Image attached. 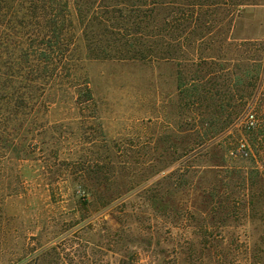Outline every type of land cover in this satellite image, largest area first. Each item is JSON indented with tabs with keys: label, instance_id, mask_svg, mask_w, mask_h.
Here are the masks:
<instances>
[{
	"label": "rangeland",
	"instance_id": "rangeland-1",
	"mask_svg": "<svg viewBox=\"0 0 264 264\" xmlns=\"http://www.w3.org/2000/svg\"><path fill=\"white\" fill-rule=\"evenodd\" d=\"M260 9L242 7L230 33L216 37L215 31L202 43L247 42L241 50L256 62L234 61L232 48L207 65L188 48L167 62L82 58L73 87L87 81L90 98L71 90L53 95L40 113L15 110L9 125L10 113L1 112L0 264H264V202L254 213L234 212L221 225L216 215L210 219L193 208L189 187L177 190L173 204L168 195L170 179L184 183L188 171L191 176L218 167L216 184L207 181L217 188L227 171H264V71L238 89L233 83L248 66L264 69ZM197 85L212 93L203 107L192 95ZM233 94L239 102L231 101ZM243 107L226 131L185 156L203 133L217 131ZM28 115L26 125L21 119ZM239 182H230L233 190ZM12 191L17 195L8 197Z\"/></svg>",
	"mask_w": 264,
	"mask_h": 264
},
{
	"label": "trees",
	"instance_id": "trees-1",
	"mask_svg": "<svg viewBox=\"0 0 264 264\" xmlns=\"http://www.w3.org/2000/svg\"><path fill=\"white\" fill-rule=\"evenodd\" d=\"M246 6H264V0H0V113H10L9 125L16 118L15 110L40 113L51 104L53 95H66L71 90L75 97L86 95L90 98L87 81L83 86L73 87L82 72V68L78 69L82 58L167 62L181 59L188 48L200 65H207L208 60H221L227 55L224 51L232 48L234 61L245 64L256 62L259 59H252L241 50L247 42H231L229 38L228 41H220L218 46L202 44L215 31L216 37L230 33L235 17ZM74 13L77 20L73 19ZM223 16L228 18L227 26ZM183 37L190 42L181 43ZM194 40L201 43H193ZM260 46L264 52V45ZM206 50L216 55L205 56ZM262 62L264 64V57ZM262 68L258 65L256 71L248 66L244 76L234 77V86L238 89V86L244 85L245 79L257 80L264 71ZM206 89L203 85L192 89V95L201 97L197 103H201L202 107L204 102L213 99L209 97L212 93ZM250 94L249 99L253 96ZM231 101L239 102L236 95ZM244 110L243 107L233 113L231 111L229 119L220 129L203 133L202 141L190 148L185 156L205 147L218 134L226 131L244 114ZM0 117L5 118L4 115ZM22 120L27 125L31 116ZM196 154L200 155V152ZM218 170V167L205 169L203 172H192L191 176L186 170L188 174L182 175L184 183L174 184L170 179L169 202L182 185L187 186L195 192L193 208L210 219L216 215L221 225L234 212L254 213L259 205L261 207V202H264L261 201L264 199V171L259 168L248 172L227 171L230 176L219 180L221 185L230 180L228 186L224 184L228 189H224V186L217 188L215 185ZM195 178L198 179L196 183ZM233 179L240 181L236 190L230 185ZM207 181L215 184L210 182L208 185ZM84 193L94 196L88 191ZM15 195L16 191H12L7 196ZM198 199L205 204L203 208L196 206ZM107 201L112 202L110 198ZM172 204L169 207L171 211ZM183 211L187 213L191 209ZM202 219L206 221L207 218Z\"/></svg>",
	"mask_w": 264,
	"mask_h": 264
},
{
	"label": "built area",
	"instance_id": "built-area-1",
	"mask_svg": "<svg viewBox=\"0 0 264 264\" xmlns=\"http://www.w3.org/2000/svg\"><path fill=\"white\" fill-rule=\"evenodd\" d=\"M249 123H250L251 126H254V125H255V119H254L253 116L249 119ZM242 153H243L244 155H246V156L248 155V153H247V151H246V147H245V145L242 146Z\"/></svg>",
	"mask_w": 264,
	"mask_h": 264
},
{
	"label": "crops",
	"instance_id": "crops-1",
	"mask_svg": "<svg viewBox=\"0 0 264 264\" xmlns=\"http://www.w3.org/2000/svg\"><path fill=\"white\" fill-rule=\"evenodd\" d=\"M255 12H264V9H260L259 11H255ZM244 40H247V39H252V38H250V37H246V38H243Z\"/></svg>",
	"mask_w": 264,
	"mask_h": 264
}]
</instances>
